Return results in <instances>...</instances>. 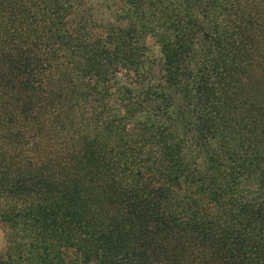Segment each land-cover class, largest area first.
<instances>
[{"label":"trees","instance_id":"obj_1","mask_svg":"<svg viewBox=\"0 0 264 264\" xmlns=\"http://www.w3.org/2000/svg\"><path fill=\"white\" fill-rule=\"evenodd\" d=\"M86 1L0 0V264H264V0Z\"/></svg>","mask_w":264,"mask_h":264},{"label":"rangeland","instance_id":"obj_2","mask_svg":"<svg viewBox=\"0 0 264 264\" xmlns=\"http://www.w3.org/2000/svg\"><path fill=\"white\" fill-rule=\"evenodd\" d=\"M87 6L91 8L93 18L101 22H110L113 20L119 3L116 0H87ZM146 43L150 49L153 59L159 58V47L152 37L146 38ZM5 245L4 226L0 223V252L3 251Z\"/></svg>","mask_w":264,"mask_h":264}]
</instances>
